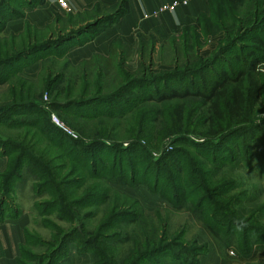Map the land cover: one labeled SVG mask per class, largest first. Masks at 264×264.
Masks as SVG:
<instances>
[{
	"label": "trees",
	"instance_id": "1",
	"mask_svg": "<svg viewBox=\"0 0 264 264\" xmlns=\"http://www.w3.org/2000/svg\"><path fill=\"white\" fill-rule=\"evenodd\" d=\"M43 3L44 0H0V33L7 22L22 18L25 9L36 8ZM206 5V13H200L193 24L183 26L178 34L164 39L163 44H158L151 36L147 39L139 36L133 50L116 42L106 58L94 55L78 65L65 60L67 68L57 71L55 77L51 73L41 77L45 69L42 64L37 80L25 79L19 73L37 61L43 63L51 51L56 52L55 56L61 51L64 58L72 47L83 45L112 28L128 14V0H119L110 8L95 5L90 11L76 14L83 18L73 24L76 28L68 30L66 35H49V38L34 41L29 30L36 32L37 29L26 25L23 31L28 33L27 40L18 50L12 48L17 37H10L11 48L4 50L0 66L9 68L17 63H28L0 80V85H4L14 75L22 83L18 90L13 88L16 85L13 83L9 91L11 103L0 106V124L27 130L22 141L0 138V155L7 157L6 168L0 174V192L7 196L0 202V221L7 219L4 212L8 208L6 199L12 201L10 195L15 184L32 177L35 195L44 199L35 204L39 215H54V220L58 222L76 224L66 233L54 227L51 244L37 242V239V244L47 247L49 253L46 262L43 261V254L27 255L30 262L36 259V264H57L58 257H65L67 245H72L69 264H112L117 257V248L127 244L131 248H127L126 254L132 253V256L125 255L121 258L123 263L120 261L119 264H145L147 257L159 253V248L155 249V246L157 240L160 242L157 238L161 236H156L155 226L151 229L150 237L147 233L133 240L120 239L116 235L118 232H106L115 224L113 216L98 225L96 232L85 229V222L93 217L94 212L83 211L87 207L96 208L107 203L112 185L143 187L151 193L160 187L159 198L175 210L191 213L197 222H202L201 230L219 243L222 247L216 246L220 255L219 264H225L226 259L233 263V258L227 257L225 250L221 251L230 244L227 239L221 238L220 226L226 224L227 228H237L245 235L261 232L264 236V190L257 188L251 194L246 193L238 174L239 171H252L254 157L249 149L255 146L250 147L249 143L255 135L264 131V75L258 69L264 65V0H206ZM73 16L69 14L70 20ZM217 33H225V42L230 44L223 49L222 56L228 54L233 46L231 39L239 35L242 38H238V41L246 39L251 44L243 46L245 51L242 57L239 53L231 56L232 61L238 64L232 73L224 69L214 72L218 56L214 54L206 59L199 54L205 43L204 38ZM121 48L137 57L134 72L125 71ZM219 50L220 47L217 52ZM156 52L168 54L166 64L171 66L169 72H161L160 75L152 73L149 65ZM145 58L148 66H144ZM207 72L211 76L213 74L214 78L204 87L183 86L185 78L197 80ZM39 82L42 83L41 90L32 91L31 86ZM178 83L182 86H178ZM28 84L30 87L24 88ZM42 92L51 99L46 105L49 104L50 109L79 133L97 126L93 138L83 143L54 127L40 104ZM191 100L195 101L193 105V102H187ZM164 106H171L168 114L158 109ZM127 115L131 120L127 146L103 142V137L107 135L103 131L99 133L98 127L102 128L105 120L124 121ZM149 124L151 126L146 127ZM190 128V133L199 135L201 141L193 142L186 135L176 136L189 133ZM173 135L171 145L185 146L191 150V155L172 147L157 158L149 156L148 151L155 148L157 141ZM138 137L144 142L143 145ZM233 139L235 141H231ZM230 141L234 144L233 152L229 153L225 149ZM239 141L247 142L240 148ZM138 152L143 153L146 161L140 166L141 173H137L138 168L132 167L129 162L130 156ZM258 157L264 160V136ZM125 166L129 168L128 174ZM151 169L154 172H148ZM173 173L179 177L173 178ZM234 190L237 193H233ZM211 197L221 202H213ZM206 201L216 207L210 211L212 215H208V220H202L200 208ZM137 202H134L137 212L122 214L129 217L135 214L133 219L127 220L128 224H135L141 219ZM117 207L114 205L113 210H117ZM12 211L11 218L18 213L20 215L18 208ZM238 220L244 224L237 226ZM24 235L18 264H22L25 258V244L32 240L27 230ZM75 236L79 237L75 244L69 243L75 240ZM90 236L102 248L92 245L87 238ZM105 241L109 242L108 245ZM249 242V252L238 253L235 250L234 256L242 261L254 260L258 256L264 258V246L259 247L255 239ZM91 249L94 256L90 260L87 255ZM73 253L75 256H71Z\"/></svg>",
	"mask_w": 264,
	"mask_h": 264
},
{
	"label": "rangeland",
	"instance_id": "2",
	"mask_svg": "<svg viewBox=\"0 0 264 264\" xmlns=\"http://www.w3.org/2000/svg\"><path fill=\"white\" fill-rule=\"evenodd\" d=\"M19 6L17 5V8ZM29 10V9H28ZM69 13H66L62 9L56 14L53 18L52 23L50 26L46 27L43 30H29L30 31V37L31 40L37 41V40H43L46 38H49V35H55L61 36L66 35L68 30L75 29L76 27H73V24H77L83 17H78L76 14L73 16L72 20L69 18ZM77 17V18H76ZM56 18V22L55 21ZM76 20V21H75ZM230 23V22H228ZM232 24V22H231ZM33 28V27H32ZM64 30V31H63ZM264 30V29H263ZM63 31V32H60ZM2 33V32H1ZM0 33V51L2 50V53H0V57H3L5 52L4 50H7L8 48H11V36H16L17 38L13 42L14 45L12 48L18 50L22 48V45L27 40V31H23L20 34L17 35H8V36H2ZM21 35V36H19ZM225 35V33H224ZM224 35L222 33H217L213 36H208L204 38V46L199 51V54L202 58H211L212 56H218L216 60V63L214 65V72H217L219 69H224L227 73H232V71L237 67L234 61H232V55L239 53V56H243V53L245 51L246 46H251L250 43H247L245 40L238 41V38H242L241 35H239L237 38H233L231 40V44L233 46L228 51V54H224L223 56L220 55L224 48L228 47L230 45L229 43L225 42ZM144 39H147L145 37ZM157 43L163 44L165 40H159L157 38H154ZM245 46V47H243ZM147 47V46H145ZM221 48V50H218V48ZM61 50V49H60ZM122 52L123 57L125 58L124 62V69L125 71H128L129 73L134 72L136 70V60L137 57L133 56L131 53H126V50L124 48H121L120 50ZM55 51H51L50 54L44 59L43 65H45V69L43 73L41 74V77L47 76L49 73L52 74V77L56 76L57 71H61L62 69H66V63L65 60H67L66 56H63L60 52V54H56ZM60 55V56H58ZM168 54L166 52L164 53H158L154 54L152 56V64L151 71L154 75H160L161 72H169L171 69V66L167 61ZM144 57H142L143 62ZM28 62H23L20 64L13 65L14 67L5 68L0 66V80L3 78H6L9 76L10 73H13L20 68L22 65L27 64ZM144 66H148L146 64V58L144 60ZM210 66V64H209ZM208 67V66H207ZM25 69V68H24ZM69 71V70H68ZM10 72V73H9ZM263 75L264 72L260 71ZM40 75V73H39ZM39 75L35 80L38 79ZM54 75V76H53ZM133 75V74H132ZM19 76L21 74L19 73ZM22 77V76H21ZM11 78V79H10ZM24 78V77H23ZM214 76L211 73L207 72L203 75H200L197 80H193L190 78H185L182 82H184L183 86L193 87L191 88H199L204 87L207 83L210 82L211 79H213ZM26 79V78H25ZM212 81V80H211ZM181 82V83H182ZM13 83H16L14 89L18 90L20 88V85L22 84L21 81L16 80V77L12 75L9 77L8 81L4 85H0V106H5L11 103V95L9 93L10 89H12ZM181 83H178V86H182ZM30 85L24 86V88H29ZM32 91H40L42 88V83H37L36 85L31 86ZM51 102V99L47 97L46 93L42 92L40 104L42 106V109L47 112L48 119L50 120V123L56 127L58 130H60L63 134L70 137L73 140H79L83 143H88L91 138H93L92 134L94 129L97 126H93L91 130H88L85 133H79L76 131V129L69 125L68 122L62 120V117L57 114L55 111L50 109V105H46L47 103ZM187 102H193L195 101H187ZM172 106V105H171ZM171 106H164L159 107L158 109H161L164 113H169V109ZM153 109L155 107H152ZM55 116L59 122L61 123V127L65 129L64 131L62 128H59V126L55 125L51 121V117ZM260 117H258L259 119ZM116 121V120H105L104 125L102 128H99V133L103 131L104 134L107 135V137H103L102 141L111 144V143H119L122 144L123 147L127 146L128 141V134L129 132V125L131 123V120L129 119L128 115L124 119V121ZM151 126L150 124L146 127ZM134 129V128H131ZM27 129L24 128H10L7 124H0V138L7 139V140H17L22 141L23 135ZM70 132V133H67ZM191 128L189 129V133H179L176 136L179 135H186V138L193 142L201 141L199 135H196V133H190ZM135 133V132H134ZM92 136V137H91ZM264 136V131L262 133H259L258 135H255L252 141H250V147L253 145L255 148H250L249 153L251 156L254 157L253 162V168L250 173L247 172H238L241 176V183L242 188H246V193L251 194L252 190L255 189H261L264 190V160L260 159L258 157V151H261L262 147V137ZM173 136H167L164 137L160 142L155 143V148L148 151L149 156L152 158L159 157L160 154L166 153L170 151L173 148H178L180 150H183L184 152L191 155V150L185 146L182 145H175L172 146L171 142ZM134 138V137H132ZM115 141H113V140ZM140 139V137H138ZM43 140V139H42ZM132 140V139H131ZM235 141V139L231 140ZM229 142L226 146L227 149H225L227 152H233V142ZM242 141H239L238 144H240ZM247 141L244 143H241V146L244 145ZM141 145L144 144L143 141L139 142ZM244 150H242V153ZM211 154V153H209ZM78 155V154H75ZM81 157V155H78ZM129 162L131 163L132 167L138 168L137 173L140 172V166L141 164L145 163V159H143V153L138 152L134 156H130ZM167 163V161H166ZM138 164V167L136 166ZM126 165V164H125ZM125 172L129 173V168L125 166ZM186 170V169H185ZM150 173L154 172L153 169L148 171ZM172 174V173H171ZM25 177L27 175H24ZM173 178L179 177L176 173H173ZM32 177H27V179L19 181L15 184L12 193L10 195V200L15 202V206L18 208V210L21 213H25L29 216L30 219V225L27 229V232L29 235H31L32 240L29 243H26L24 246V251L26 253L25 258L22 259V264H36L35 261L30 262L27 255H40L43 254V261L46 262V257L48 256L49 249L43 245L37 244V242H49L51 244V241L54 240V227L60 228V231L63 233H66L69 231L72 226H75L76 224H71L70 222H58L54 220V215L52 216H45L41 217L35 209V204L38 201H43L44 199H39L35 195V191L33 190L34 182L31 179ZM99 184V183H98ZM105 186V185H104ZM252 186V187H250ZM189 190V189H188ZM233 193H237L236 190L232 191ZM76 194H79V192H76ZM161 195V189L158 187L155 192L151 193L147 189L143 187H125L120 185H112V193L110 195L109 200L104 205H100L98 207H87L85 211L83 212H94L93 217L85 222V229L88 231L96 232L97 228L100 226V224L106 222L113 216V222L115 223L113 228L110 231H106L109 234H115L117 237H120V239L128 238L130 240L133 239H139L142 238L144 234L149 233V237L151 236V229L156 230V236L157 239L160 240L155 246L156 248H159L160 251L156 255L152 257H147V260L145 261V264H219L220 261V255L217 253V247H221L219 243L214 242L209 236H207L202 230H201V223L197 222L195 219V216H193L191 213H187L185 210H175L171 207L170 204L166 203V201L159 198V195ZM200 194V193H199ZM197 193V195H199ZM127 195V196H125ZM247 195V194H246ZM6 195H3L0 192V202L5 198ZM196 196V195H194ZM264 196V194H263ZM7 197V196H6ZM138 201L139 205V211L141 213V219L137 220L135 224H128L127 220L133 219L135 217V212H137L135 203L136 200ZM213 202L220 203L221 201L217 200L215 197H211ZM194 200V199H192ZM9 201V199H8ZM1 204V203H0ZM117 205V210H113V206ZM130 206V208H129ZM216 207L211 202L206 201L201 205L200 208V214L202 215V220H208V215L211 214L210 211ZM5 208V207H4ZM5 217H11L13 215V211L8 209L7 207L4 209ZM125 212H134L132 217H129V215H124ZM194 213H197L194 211ZM19 214V213H18ZM212 215V214H211ZM150 218V219H149ZM218 219V218H217ZM222 221V220H221ZM204 222V221H203ZM237 226H242L244 222L242 220L237 221ZM99 225V226H98ZM163 231H162V230ZM220 236L223 239H227V243L230 244L229 247H226L225 249L221 250L224 252L227 257L233 258L232 264H264V258L261 256L256 257L254 260L244 259L243 261L237 257L234 256V251L236 250L238 253L245 252L246 250L249 252L250 249V239H255L257 241V244L259 247L264 246V236L261 232L256 233L255 235L252 234H244V231L233 227L227 228L226 224L224 226H220ZM154 236V234H153ZM89 238L92 245L95 244L98 245L99 248H102L99 242H96V240L90 236ZM38 241L36 242V240ZM79 239L78 236H75V240L69 241V243L76 242ZM148 238H145V240ZM104 241H101V243ZM111 242V241H110ZM108 241H105V244L108 245ZM216 243V245H215ZM248 244V246L246 245ZM70 246H66V255L63 258L58 257V263L57 264H69V254H70ZM75 246V245H74ZM217 246V247H216ZM45 247V249H44ZM54 248V247H53ZM131 248L129 244L120 246L117 248V257H115V261L112 262V264H119L121 261V258H123L125 255L126 257L132 256V253L126 254V250ZM164 248V250H163ZM222 248V247H221ZM90 254L87 255L90 260L94 256V251L91 249ZM114 253V254H115ZM71 256H75L74 253ZM30 258H32L30 256ZM86 258V257H85ZM84 259H82L81 262H83ZM87 260V258H86ZM223 260V259H222ZM112 261V260H111ZM231 262V261H230ZM228 262V259L224 261L225 264H230ZM78 263V262H76ZM73 263V264H76ZM121 263H123L121 261ZM130 262H127L126 264H129ZM80 264V262H79Z\"/></svg>",
	"mask_w": 264,
	"mask_h": 264
},
{
	"label": "crops",
	"instance_id": "3",
	"mask_svg": "<svg viewBox=\"0 0 264 264\" xmlns=\"http://www.w3.org/2000/svg\"><path fill=\"white\" fill-rule=\"evenodd\" d=\"M58 0H44L36 8L25 9L22 18L6 23L2 36L17 35L23 32L26 25L37 30L49 26L53 18L60 11ZM70 14H80L90 11L95 5L110 8L119 0H66ZM177 5L172 11H164L156 17L150 14L161 5ZM129 12L112 28L101 32L93 40L72 47L66 53L67 60L72 65H78L89 60L94 55L108 57L112 45L121 42L129 50L135 48L136 39L153 37L164 40L179 33L183 26L191 25L200 13L207 12L206 0H128ZM146 15V17H144ZM119 51V50H117ZM42 62L37 61L22 70L21 76L28 80H35L40 73ZM7 157L0 155V174L5 170ZM8 209L17 208L14 201H8ZM13 216V215H12ZM11 216V217H12ZM8 217L0 221V264H18L20 248L24 245L25 231L30 225L29 216L25 213Z\"/></svg>",
	"mask_w": 264,
	"mask_h": 264
},
{
	"label": "built area",
	"instance_id": "4",
	"mask_svg": "<svg viewBox=\"0 0 264 264\" xmlns=\"http://www.w3.org/2000/svg\"><path fill=\"white\" fill-rule=\"evenodd\" d=\"M57 3H58V6L63 11H65L66 13L70 12V8H69L68 3H67L66 0H58ZM176 5H177L176 2H173L170 5H161L160 7L157 8V10L153 11L150 15L152 17H156L158 14H160V13H162L164 11H172L175 8ZM144 17H146V15H144ZM258 69H259V71L264 72V65L259 66ZM51 121L53 123H55V125L59 126V128H62L61 127V123L59 122V120L55 116L52 115ZM63 130L66 131L65 129H63ZM67 133H70V132L67 131Z\"/></svg>",
	"mask_w": 264,
	"mask_h": 264
},
{
	"label": "water",
	"instance_id": "5",
	"mask_svg": "<svg viewBox=\"0 0 264 264\" xmlns=\"http://www.w3.org/2000/svg\"><path fill=\"white\" fill-rule=\"evenodd\" d=\"M261 125H262V123H261Z\"/></svg>",
	"mask_w": 264,
	"mask_h": 264
}]
</instances>
